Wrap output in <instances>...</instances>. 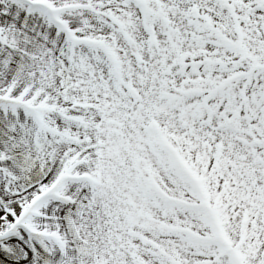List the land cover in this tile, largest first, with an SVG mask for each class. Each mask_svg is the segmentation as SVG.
Returning <instances> with one entry per match:
<instances>
[{"label": "snow or ice", "instance_id": "snow-or-ice-1", "mask_svg": "<svg viewBox=\"0 0 264 264\" xmlns=\"http://www.w3.org/2000/svg\"><path fill=\"white\" fill-rule=\"evenodd\" d=\"M0 264H264V0H0Z\"/></svg>", "mask_w": 264, "mask_h": 264}]
</instances>
